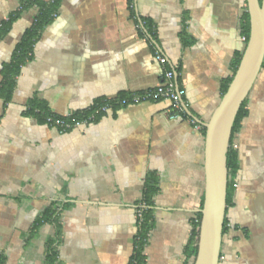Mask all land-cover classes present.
Returning a JSON list of instances; mask_svg holds the SVG:
<instances>
[{
	"label": "crops",
	"instance_id": "1",
	"mask_svg": "<svg viewBox=\"0 0 264 264\" xmlns=\"http://www.w3.org/2000/svg\"><path fill=\"white\" fill-rule=\"evenodd\" d=\"M50 1V0H44ZM23 0H0V24ZM59 0L9 100L0 94V259L46 264L55 208L60 264H130L137 209L157 182L144 264H193L190 243L205 197L207 123L244 53L247 0ZM33 6L0 40V89ZM151 22L155 37L144 29ZM144 29V30H143ZM157 52L168 60L162 65ZM167 69L185 89L169 101L116 103L92 123L61 131L30 111L59 116L156 88ZM234 132L238 171L227 204L220 264H264V64Z\"/></svg>",
	"mask_w": 264,
	"mask_h": 264
},
{
	"label": "water",
	"instance_id": "2",
	"mask_svg": "<svg viewBox=\"0 0 264 264\" xmlns=\"http://www.w3.org/2000/svg\"><path fill=\"white\" fill-rule=\"evenodd\" d=\"M249 38L233 80L206 129V188L193 264H220L228 199V153L234 124L264 64V0H247Z\"/></svg>",
	"mask_w": 264,
	"mask_h": 264
},
{
	"label": "trees",
	"instance_id": "3",
	"mask_svg": "<svg viewBox=\"0 0 264 264\" xmlns=\"http://www.w3.org/2000/svg\"><path fill=\"white\" fill-rule=\"evenodd\" d=\"M133 4L134 2L133 0H131V10L133 12V15L136 16V12H135V8ZM33 6L38 7L39 13L33 25L31 26V28H29L26 31L22 41L18 44L15 50L12 62L6 66L4 82L0 89V94L4 96V98L7 100H9L12 96L13 90L17 82V77L21 73L23 66L27 62L33 59L34 47H35L36 42L40 38L43 29L45 28L47 24H49L58 15L59 0H50V1L23 0L19 10L16 13L12 14L8 20H4L0 24V40H2L9 33V31L11 30L13 26V23L21 16V14ZM144 29L147 31L149 40L152 41L155 37V32H154L155 30L153 29L151 22L146 21ZM244 32L248 39L249 33H250V22H249L248 12L245 15ZM242 56H243V53L238 54L236 56L234 60L233 75L227 78L223 82V85H222L223 95L227 92L233 80V77L241 62ZM103 102L104 101L98 102L97 104H102ZM246 105H247V100L243 104L242 108L240 109L238 113V116L234 124V132L240 127L242 120L248 113ZM37 109H39L40 112H37ZM29 112H31L33 115H36L41 121H45V115L50 114L48 108L39 102L31 105V109ZM89 114H90L89 109H86L82 112H77L74 115L77 118H84L88 116ZM233 136H234V133H233ZM238 167H239L238 152L234 148V142L232 140L231 148L228 153L229 184H228L227 203L230 199V194L232 193V187L234 185V182H233L234 176L236 172L238 171ZM156 192H157V182L154 177H151L146 183V187L144 190V196L140 203V204L145 205L144 210H143V222L141 226H139L138 228V233L135 238L134 253L131 257L130 264H144L145 262V247L148 242L150 231L154 225L153 210L151 207L153 205L154 196ZM202 206H203V203H202ZM200 221H201V214L198 215V218L194 223V230H193V234L191 238V243L189 246L191 254L193 255L194 258L198 251ZM43 222H52L57 227L56 238L49 242L46 264H60L57 244H58V241L61 235V224L59 222V216L57 214V210H55V208L48 209L44 213L43 217L40 219L39 224ZM225 227H226V219H225ZM225 227H224V230H225ZM0 264H5V260L3 258L0 259Z\"/></svg>",
	"mask_w": 264,
	"mask_h": 264
},
{
	"label": "built area",
	"instance_id": "4",
	"mask_svg": "<svg viewBox=\"0 0 264 264\" xmlns=\"http://www.w3.org/2000/svg\"><path fill=\"white\" fill-rule=\"evenodd\" d=\"M244 40L247 42V37H244ZM157 59L162 65H166L168 62L167 58L159 52H157ZM175 75L176 74L173 69H167L164 75V82L156 88L134 93L129 98L118 100L117 102L114 100H106L102 104H95L94 106L88 108L90 114L84 118H77L74 114L59 116L50 113L45 115V122L51 127L67 132L82 125L92 123L99 115L108 112L116 103L139 104L147 101L159 100L169 101L170 106L167 110L168 116L171 119H179L183 115V97L186 91L175 81ZM37 112H40V110L37 109ZM237 147V145H234L235 149H237ZM144 207V204H140L139 208L137 209L138 228L143 222Z\"/></svg>",
	"mask_w": 264,
	"mask_h": 264
}]
</instances>
